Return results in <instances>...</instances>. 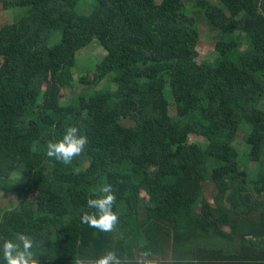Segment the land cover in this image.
Here are the masks:
<instances>
[{
  "label": "trees",
  "instance_id": "1",
  "mask_svg": "<svg viewBox=\"0 0 264 264\" xmlns=\"http://www.w3.org/2000/svg\"><path fill=\"white\" fill-rule=\"evenodd\" d=\"M189 1L191 20L186 0H3L17 15L0 26V192L13 199L1 202L0 235L36 234L40 264L108 248L239 264L264 250V0ZM201 23L222 36L212 61L198 59ZM239 31L252 41L244 52ZM93 45L106 55L78 80L76 55ZM73 124L89 145L64 165L46 145ZM105 183L120 214L112 233L79 219Z\"/></svg>",
  "mask_w": 264,
  "mask_h": 264
},
{
  "label": "clouds",
  "instance_id": "2",
  "mask_svg": "<svg viewBox=\"0 0 264 264\" xmlns=\"http://www.w3.org/2000/svg\"><path fill=\"white\" fill-rule=\"evenodd\" d=\"M88 145V137L73 124L66 127L60 139L48 141L46 155L64 165H71L77 157L86 153ZM11 200V197L6 198L0 192V201ZM116 201L113 185H100L97 191L86 198L80 222L101 233L114 232L120 223V214L114 208ZM4 220L0 216V224ZM41 244L42 241L32 232L17 231L14 235H0V264H40ZM74 264H161V260L149 249L139 250L135 258L129 259L127 256L121 257L116 249L108 248L95 257L79 256L75 258Z\"/></svg>",
  "mask_w": 264,
  "mask_h": 264
},
{
  "label": "rangeland",
  "instance_id": "3",
  "mask_svg": "<svg viewBox=\"0 0 264 264\" xmlns=\"http://www.w3.org/2000/svg\"><path fill=\"white\" fill-rule=\"evenodd\" d=\"M194 2H191L189 0H186V17L187 20H191L194 16L193 13V9H194ZM17 14L14 13L12 10L10 9H6L4 7V2L3 0H0V26H2L3 24L7 23V22H12L15 19V16ZM186 19V18H185ZM237 42H238V47L236 52H244L247 49L252 47V41L250 39L249 36H247L245 33L239 31L237 32ZM221 34L216 31L213 30L209 27L208 24H202L200 25V39L199 42L197 44L196 50L199 52V61H204V60H208V61H212L214 59H216L219 55H218V51L216 50V44L219 41V39H221ZM227 38V37H226ZM106 55V52L99 46V45H93L90 46L88 48H84L82 50H80L77 55H76V63H77V67L76 69V73H75V77L79 80L81 76H86L87 79L89 80H93L95 78V65L102 59L104 58V56ZM80 72V74H78V72ZM46 86H45V92L47 94V91H49V86H48V82H46ZM84 87V85H82L81 83H79L77 89H82ZM105 90H110L112 88H114V85L111 82H102V84L100 85V88H103ZM85 88H91V86H86ZM97 89V88H95ZM100 90V89H97ZM66 98H63V101H66ZM190 140L192 142H198L201 143L203 145H205V140L202 137H190ZM235 146L238 148L240 156H239V165L242 169L244 170H248L249 172L252 171V169L256 167L255 163L251 162L249 160V151H248V145L245 143L243 138H239L237 139V141L235 142ZM148 189L146 187L143 188L142 191V200L146 201L148 198ZM206 199L208 200L205 205L207 206V204L210 205V207H212V204L209 202L211 201V199L209 197H206ZM1 202L3 203V201H0V205ZM205 206V207H206ZM1 207V206H0ZM209 207V209L207 208L205 210V214H207L208 219H210L211 221H215L220 223L221 226L225 227L226 229H228L227 226H225L221 220V218L218 216V214H214L215 212L213 210H211V208Z\"/></svg>",
  "mask_w": 264,
  "mask_h": 264
},
{
  "label": "crops",
  "instance_id": "4",
  "mask_svg": "<svg viewBox=\"0 0 264 264\" xmlns=\"http://www.w3.org/2000/svg\"><path fill=\"white\" fill-rule=\"evenodd\" d=\"M263 246H264V244H263ZM251 256H253V257H251ZM244 257H246L245 260L239 264H264V250H263V248L258 249L257 252L254 254H248Z\"/></svg>",
  "mask_w": 264,
  "mask_h": 264
}]
</instances>
